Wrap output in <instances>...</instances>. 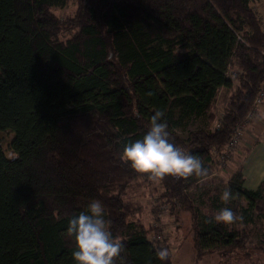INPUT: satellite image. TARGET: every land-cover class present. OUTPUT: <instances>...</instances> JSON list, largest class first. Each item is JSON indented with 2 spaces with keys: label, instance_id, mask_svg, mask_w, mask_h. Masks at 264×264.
<instances>
[{
  "label": "trees",
  "instance_id": "trees-1",
  "mask_svg": "<svg viewBox=\"0 0 264 264\" xmlns=\"http://www.w3.org/2000/svg\"><path fill=\"white\" fill-rule=\"evenodd\" d=\"M70 2L72 16L55 15ZM259 2L0 0V264H74L68 220L93 199L124 246L116 264H172L148 240L143 205L124 200L135 182H156L168 214L190 216L196 262L248 250L255 229L264 242V181L246 189L238 164L223 187H202L264 84ZM221 88L229 96L217 128L178 136L190 117L214 123ZM158 110L170 141L200 159L203 176L153 180L120 160L123 144L142 138ZM3 133L12 135L7 148ZM224 207L234 222L214 219Z\"/></svg>",
  "mask_w": 264,
  "mask_h": 264
},
{
  "label": "clouds",
  "instance_id": "clouds-1",
  "mask_svg": "<svg viewBox=\"0 0 264 264\" xmlns=\"http://www.w3.org/2000/svg\"><path fill=\"white\" fill-rule=\"evenodd\" d=\"M168 122L162 111H156L148 122L147 131L142 138L124 143L119 158L138 174H146L149 179L165 177L187 178L193 175L203 176L200 159L170 141ZM231 190H225L221 199L228 202L232 198ZM214 219L230 224L236 216L231 208H221ZM105 219V208L99 200H90L86 208L68 220L67 234L72 238L71 253L74 264H116L124 260L121 253L124 246L121 239L114 237ZM161 260L167 258V251L157 253ZM126 264V262H125Z\"/></svg>",
  "mask_w": 264,
  "mask_h": 264
},
{
  "label": "rangeland",
  "instance_id": "rangeland-1",
  "mask_svg": "<svg viewBox=\"0 0 264 264\" xmlns=\"http://www.w3.org/2000/svg\"><path fill=\"white\" fill-rule=\"evenodd\" d=\"M74 8V3L70 2L62 9H54V13L62 20H65L67 17L73 15ZM254 10L264 25V3L259 2L256 4ZM228 96V89L221 88L219 90L210 109L211 111L209 112V115H212L214 120L221 116L222 110L228 101ZM212 125L213 122H209L205 117H190L183 122L182 126L177 129L176 133L181 138L186 139L189 131L208 129L211 128ZM249 128L252 131H256L252 126ZM260 128L264 133V121H262ZM250 135L253 136L255 134L253 132ZM254 137H256V135ZM11 138L12 135L10 133L1 134V143L4 148H7L6 144ZM243 144L245 145L246 143L243 142ZM244 145H238L235 151L237 156L236 159L228 160L223 165L218 161V168H213L212 166L210 172L204 179L202 187L206 186L210 181H213V186L223 187L225 184H223L220 179L227 178L234 168L237 167L238 164H242L245 160ZM218 158L219 156L216 157L217 160ZM261 164H264V160H261ZM152 190H156V193H152ZM126 192V196L124 197L125 201L130 204L137 202L143 205L144 211L139 216V219L144 226L150 230L148 240L151 241L153 240L152 238H154L153 242L159 247H165L167 253L171 256L172 264H264V242H261L263 239L256 234L258 231L257 229H255L256 232L252 240L254 245L248 250L212 253L196 262L192 242V231L190 229V216L184 212H179V215L177 216L168 214V205L160 201L159 195L161 189L156 182L148 188L143 186L141 182H135L132 184L131 189ZM208 214L210 215V212H208Z\"/></svg>",
  "mask_w": 264,
  "mask_h": 264
},
{
  "label": "crops",
  "instance_id": "crops-1",
  "mask_svg": "<svg viewBox=\"0 0 264 264\" xmlns=\"http://www.w3.org/2000/svg\"><path fill=\"white\" fill-rule=\"evenodd\" d=\"M262 121H264V107H262L258 112L257 120H254L253 125L250 124L248 126L247 132L245 134L246 137L243 141L246 144L244 145L242 143L245 150V160L242 163L245 177L244 187L248 190H255L257 186L264 181L262 180L264 179V164H261V160H264V133L260 130ZM250 126L254 127L256 131L250 130ZM253 132L256 137H254L255 135H250ZM247 175L249 176V181Z\"/></svg>",
  "mask_w": 264,
  "mask_h": 264
},
{
  "label": "built area",
  "instance_id": "built-area-1",
  "mask_svg": "<svg viewBox=\"0 0 264 264\" xmlns=\"http://www.w3.org/2000/svg\"><path fill=\"white\" fill-rule=\"evenodd\" d=\"M232 73L230 67H227L226 74L230 75ZM241 72H234L233 76H236L237 74H240ZM264 107V84L258 89L252 105L244 117V119L239 122L233 129L232 135L228 143L226 144V147L223 151L219 153L218 161L220 164H224L227 162L230 158L231 152H235L238 145L242 144L245 139V134L247 132L248 126L254 122V120H257V114L260 111V109ZM218 125V119H216L212 125V128H217ZM154 241V238H152ZM156 241V240H155Z\"/></svg>",
  "mask_w": 264,
  "mask_h": 264
}]
</instances>
